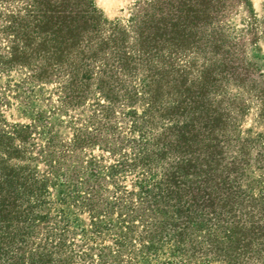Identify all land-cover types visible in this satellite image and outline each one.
I'll return each instance as SVG.
<instances>
[{"label": "trees", "instance_id": "trees-1", "mask_svg": "<svg viewBox=\"0 0 264 264\" xmlns=\"http://www.w3.org/2000/svg\"><path fill=\"white\" fill-rule=\"evenodd\" d=\"M246 2L151 0L133 13L132 33L117 27L106 33L91 0H0L4 9L10 8L0 11L1 27L11 43L4 63L27 67L37 62L40 78L58 80L62 103L78 102L94 73L96 84L106 86V91L100 90L109 102V82L101 78L112 73L113 110L120 94L114 84L141 75L146 107L143 117L131 121V131L139 133L129 141L131 165L154 181L140 185L138 206L120 221L131 247L118 243L112 264L123 263L125 249L145 264H259L264 259V209L240 184L248 156L242 151L225 154L224 116L213 103H201L208 87L218 81L217 71L230 73L234 85L244 84L236 81L241 66L231 55L221 25ZM187 54L202 56L195 84L180 94V103L159 107L166 88L178 91L170 76L174 63ZM4 138L0 264H77V253H61V239L49 237L29 245L32 215L44 185L26 168L8 164L21 160L13 142L23 143V137ZM170 246L168 257H163V248ZM98 259L108 264L105 253Z\"/></svg>", "mask_w": 264, "mask_h": 264}, {"label": "rangeland", "instance_id": "rangeland-1", "mask_svg": "<svg viewBox=\"0 0 264 264\" xmlns=\"http://www.w3.org/2000/svg\"><path fill=\"white\" fill-rule=\"evenodd\" d=\"M149 1L91 0L108 29L106 33L112 32V27L132 33L133 13L138 5ZM5 9L0 5V11ZM2 24L0 140L23 137V143L13 142L22 153L21 160L12 159L8 164L26 168L44 185L32 215L29 245L49 237L61 239V253H77V264H99L101 253L112 264L118 243L131 247L120 221L127 220L128 209L138 206L140 185L154 181L148 175L143 178L131 165L129 141L139 135L131 131V121L143 117L146 107L141 75L129 83L114 84L120 94L113 110L112 73L101 78L109 82V102L100 90L106 91V86L96 84L98 75L94 73V80L80 93L78 102L62 103L64 94L58 80L40 78L37 62L27 67L4 63L11 43ZM221 27L232 46L231 55L241 66L236 81L242 79L244 84L234 85L230 73L217 71L218 81L208 87L201 103H213L224 116L225 154L229 157L242 151L248 156L240 184L246 196L264 209V0H247ZM201 57L187 54L174 63L170 79H175L173 90L178 91L166 88L159 96V107L180 103V94L198 78ZM133 91L136 96L128 98ZM127 249L121 254V264H145ZM171 249L164 247L163 257H168ZM259 264H264V259Z\"/></svg>", "mask_w": 264, "mask_h": 264}]
</instances>
